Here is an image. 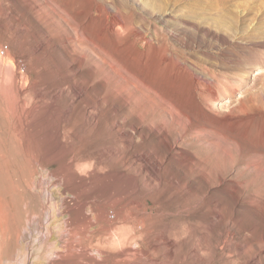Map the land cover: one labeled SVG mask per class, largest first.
<instances>
[{
    "label": "rangeland",
    "instance_id": "374dc122",
    "mask_svg": "<svg viewBox=\"0 0 264 264\" xmlns=\"http://www.w3.org/2000/svg\"><path fill=\"white\" fill-rule=\"evenodd\" d=\"M0 264H264V0H0Z\"/></svg>",
    "mask_w": 264,
    "mask_h": 264
},
{
    "label": "bare ground",
    "instance_id": "6f19581e",
    "mask_svg": "<svg viewBox=\"0 0 264 264\" xmlns=\"http://www.w3.org/2000/svg\"><path fill=\"white\" fill-rule=\"evenodd\" d=\"M19 78V77H18ZM20 79V78H19ZM20 82V81H19ZM18 83V82H17ZM18 85V84H17ZM124 86H127V85H124L123 84V87H122V89H124L125 90V92H126V88L124 87ZM24 89V88H23ZM23 89H20L19 91H18V94H19V96H18V98L22 101V104H20V105H18V107H16L15 108V116L17 115V119H18V121L19 122H22V126H21V131H24L25 129H27V127L29 126V125H31L32 127H33V129H31L30 128V126H29V129H30V133L31 134H40V131L42 132L43 130L40 128L41 127V124L43 123L42 121L45 119V120H48V121H51V117L49 116H47V118L46 117H44V114H41V112L40 111H38L37 109H34V110H32V111H30V110H27V109H29L28 107H29V103L26 101L25 102V100H23V96H24V91H23ZM27 92V91H26ZM62 92H63V90H61V89H59L57 92H56V94L53 96H49V98L47 97V95L43 92V91H37V92H35V97L37 98V99H42V100H45L46 101V99H49V102H47L48 104H52L56 99H57V97L59 96V94H62ZM75 97H74V99L72 100V101H75V100H79L80 98H82L83 96H84V94H83V92H81V91H76L75 92V95H74ZM46 98V99H45ZM40 102V101H39ZM36 103V102H35ZM41 103H42V101H41ZM72 103V102H71ZM79 103H81V102H79ZM98 101L97 102H92V103H88L87 105H86V110H87V112H88V117H89V119H96L97 117V114L98 113H100L101 112V106H98ZM37 104V103H36ZM38 104H40V103H38ZM54 104V103H53ZM57 104V103H56ZM82 104V103H81ZM84 105H85V103H84ZM33 108H35V105L33 106ZM32 113V114H31ZM43 113V112H42ZM113 113H114V115H116L117 113H116V110H114L113 111ZM34 114V115H33ZM46 115V114H45ZM49 115V114H48ZM140 118H142L143 119V116H140ZM45 120H44V122H45ZM49 130V132H51L52 131V134H55V135H57V136H61V134H62V131H63V128H62V125H57V126H51V127H49L48 128ZM35 130H37V131H35ZM45 130V129H44ZM36 136V135H35ZM69 167L70 168H73V164H71V165H69ZM36 169V168H35ZM43 170V169H42ZM40 172H42L40 169H36V174H40ZM35 174V173H34ZM35 174V175H36ZM41 178V177H40ZM55 180H56V182L54 183V186H60V184H61V182H62V176H61V174L59 175V173H57L56 174V176H55ZM42 184H43V182H42ZM42 188H43V186H42ZM35 192V191H34ZM36 194V193H35ZM42 194V193H41ZM39 195V194H38ZM39 202V201H38ZM37 204V203H36ZM75 209V208H74ZM102 217H104V214L102 215Z\"/></svg>",
    "mask_w": 264,
    "mask_h": 264
}]
</instances>
